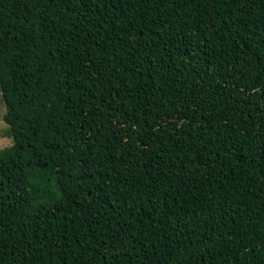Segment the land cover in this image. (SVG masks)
Masks as SVG:
<instances>
[{"label": "trees", "instance_id": "16d2710c", "mask_svg": "<svg viewBox=\"0 0 264 264\" xmlns=\"http://www.w3.org/2000/svg\"><path fill=\"white\" fill-rule=\"evenodd\" d=\"M0 264H264V0H0Z\"/></svg>", "mask_w": 264, "mask_h": 264}, {"label": "rangeland", "instance_id": "374dc122", "mask_svg": "<svg viewBox=\"0 0 264 264\" xmlns=\"http://www.w3.org/2000/svg\"><path fill=\"white\" fill-rule=\"evenodd\" d=\"M5 105L0 93V150L12 144L11 137L7 134V124L3 120Z\"/></svg>", "mask_w": 264, "mask_h": 264}]
</instances>
